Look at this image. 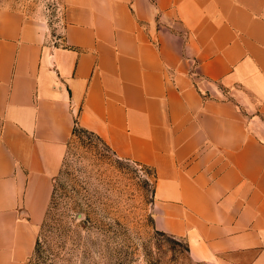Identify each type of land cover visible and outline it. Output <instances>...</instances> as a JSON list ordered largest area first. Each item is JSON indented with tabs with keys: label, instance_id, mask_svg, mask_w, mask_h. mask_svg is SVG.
I'll return each instance as SVG.
<instances>
[{
	"label": "crops",
	"instance_id": "1",
	"mask_svg": "<svg viewBox=\"0 0 264 264\" xmlns=\"http://www.w3.org/2000/svg\"><path fill=\"white\" fill-rule=\"evenodd\" d=\"M0 5V264H29L75 127L154 171L157 229L264 264V0Z\"/></svg>",
	"mask_w": 264,
	"mask_h": 264
},
{
	"label": "rangeland",
	"instance_id": "2",
	"mask_svg": "<svg viewBox=\"0 0 264 264\" xmlns=\"http://www.w3.org/2000/svg\"><path fill=\"white\" fill-rule=\"evenodd\" d=\"M0 5L41 8L53 22L60 20L59 0ZM154 181L150 167L118 157L101 138L77 127L29 264H200L183 238L157 229Z\"/></svg>",
	"mask_w": 264,
	"mask_h": 264
},
{
	"label": "trees",
	"instance_id": "3",
	"mask_svg": "<svg viewBox=\"0 0 264 264\" xmlns=\"http://www.w3.org/2000/svg\"><path fill=\"white\" fill-rule=\"evenodd\" d=\"M77 127H75V129H76ZM85 131H87V130H85ZM89 132V131H88ZM91 133V132H90ZM115 153V152H114ZM116 154V153H115ZM119 157V156H118ZM124 159H128V158H124ZM130 160V159H129ZM135 162H137V161H135ZM79 219V218H78ZM82 219V218H81ZM88 219V218H87ZM80 224H83V222L81 221L80 222ZM37 242H38V240H37ZM37 244V243H36ZM36 247V246H35Z\"/></svg>",
	"mask_w": 264,
	"mask_h": 264
},
{
	"label": "water",
	"instance_id": "4",
	"mask_svg": "<svg viewBox=\"0 0 264 264\" xmlns=\"http://www.w3.org/2000/svg\"><path fill=\"white\" fill-rule=\"evenodd\" d=\"M83 217H84V214H80V215L78 216L79 219H81V218H83Z\"/></svg>",
	"mask_w": 264,
	"mask_h": 264
}]
</instances>
